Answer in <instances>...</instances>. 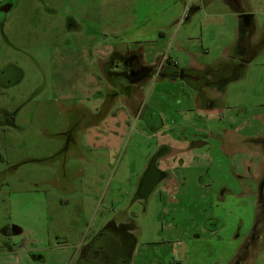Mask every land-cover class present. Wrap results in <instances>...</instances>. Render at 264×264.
Instances as JSON below:
<instances>
[{"label": "rangeland", "instance_id": "1", "mask_svg": "<svg viewBox=\"0 0 264 264\" xmlns=\"http://www.w3.org/2000/svg\"><path fill=\"white\" fill-rule=\"evenodd\" d=\"M50 3L56 15L23 0L5 27L11 46L0 34V69L15 62L20 67L18 83L0 87V108L14 118L12 127H0V250L6 249L2 228L14 223L35 249L47 252L49 245L62 243L65 247L45 255L49 263L63 264L87 231L95 230V214L107 221L134 211L141 231L132 264H227L254 217L259 161L252 149L244 150L243 138L264 132V0ZM98 8L102 25L82 19ZM67 12L79 22L72 34ZM242 14L250 17L252 46L260 43L256 50L240 42L247 28ZM155 39L156 44L146 45L149 63L173 56L181 69L224 81L199 98L207 101L210 94L221 109L203 114L194 106L195 91L182 81L150 80L142 100L151 108L119 129L127 133L114 149H105V139L99 150L60 153L61 133L76 122L75 107L89 106L98 90L109 88V80L99 78L101 62L136 42ZM232 128L240 129L233 136L234 149L227 145ZM222 131L227 136L223 150ZM204 132L206 145L194 146ZM161 146L172 151L160 166L169 169L174 183L154 190L147 205L135 203L137 177ZM208 164L210 174L201 184ZM173 216L185 219L174 224L169 222ZM17 260L11 263H28L22 256ZM0 263H7L3 255Z\"/></svg>", "mask_w": 264, "mask_h": 264}, {"label": "flooded vegetation", "instance_id": "2", "mask_svg": "<svg viewBox=\"0 0 264 264\" xmlns=\"http://www.w3.org/2000/svg\"><path fill=\"white\" fill-rule=\"evenodd\" d=\"M22 1L0 0V34L9 45L11 43L6 38L5 27L10 20V14L19 7ZM51 1L56 2L58 0H32V3L34 6L39 7L43 13L56 15L58 10L50 3ZM66 5L67 1H64L63 6ZM67 13L65 23L67 22L68 33L72 34L74 31L72 27L76 26L78 28L79 22L75 19L74 12ZM76 15H78V18H82L78 13ZM82 19L96 22L99 26L104 23V15L101 8H98L96 12L86 15ZM240 19L242 21L241 24L247 27L245 30H241L240 42L246 45L249 44L250 49H258L260 43H258L257 48L256 46H252L254 43L252 40L253 33L249 26L251 24L250 17L242 14ZM179 22L181 23V21ZM243 52H241V57ZM148 61L147 54L144 53L142 47L130 45L125 52L115 51L106 61L101 62V75L99 78L102 80V76H104L105 80L108 79L109 88L105 93L102 90H98L97 97L93 101H87L89 106L75 107L76 111L74 112L73 110L72 113L74 112L75 114L74 118L76 122L68 130L61 133L62 144L59 149L60 153H70L75 149L89 152L99 150L101 146L104 148L105 139H108L105 149H114L118 144L115 141L123 139L127 133L119 131V129L125 130L124 128L130 127L132 115L135 116V119L140 120L144 109L151 108V105L147 101L142 100V90L150 80L168 79L173 82L182 81L195 91V101L193 103L197 109H201L200 111L205 113L217 112L218 109H221L219 99L216 97L217 101H215L210 94H207V101L203 100V102H200L199 100L201 96L205 98V91L207 92V88H211L212 84L216 85L220 82V85H222L224 81H221V78L217 81L213 80L212 76L204 78L203 74H200L198 70L199 74L186 75L185 73L189 71L181 69L176 58L173 56L163 57L162 60H157L155 63H149ZM191 71L196 72L194 69H191ZM19 74L20 67L18 66V62L9 63L7 66L2 67L0 69V87L17 84L18 79L16 77ZM122 82L125 84H121ZM36 94L37 92L28 101H31ZM120 96L122 97L121 99ZM133 99L136 102L131 103ZM192 110L194 109H191L190 113H193ZM118 116L123 119L117 118ZM260 119L263 118L260 117ZM13 121L14 118L10 116V112L4 108H0V127L6 130L12 127L11 123ZM152 122L149 121V124L152 125ZM153 123L155 124V122ZM117 124L121 127H117ZM238 130L240 129L232 128L229 131L231 142L227 143V145H231L232 149L236 146L234 144L236 138L233 136L235 132H239ZM204 133V139L201 134H195L197 136L194 142H192L194 146L203 147L206 145L205 141L209 139V136L208 133ZM226 137L225 131L220 132L221 150H223V144L226 145L222 139ZM247 137H242L243 144L245 145L244 150L247 147L252 149L257 154L259 161V166H254V169L259 172V174L255 172L257 174L255 176L254 217L250 227L246 229L241 246L233 253L227 264L264 263V132ZM171 153L170 148L161 146L156 156L148 161L141 174L142 176L137 177L138 189L134 197L135 203L147 205L153 191L159 186L170 189V184L174 183L172 175L169 169L160 166V160L171 155ZM210 168L211 165L208 164V168L200 175L199 183H204L203 179L210 174ZM208 179L209 182L207 184L211 182L209 177ZM137 215V212L130 211V214L125 213L124 216L115 215L113 218L104 221L103 219H99L101 217L98 216V213L95 214V218H93V220L97 218L95 230L91 228L87 231V234L82 237L81 242L75 245L72 258L63 264H132V256L138 241L137 235L141 231L137 222ZM184 219L185 217L182 219L173 216L169 218V222L178 224ZM15 225L14 223L6 224L1 230L5 235V241L2 245L6 249L0 251L1 255L6 258L7 263L0 264H57L49 263L50 261L45 254L62 249L65 247L61 245L62 243H57L52 247L49 245L46 250L47 252L40 251L35 249V242H26L23 234L20 235V228ZM132 240H136V244L132 254L128 255L129 241L132 245ZM20 256H22V260H26L28 263H11L12 258L16 257L20 261ZM130 257V263H126ZM30 261L34 263H29Z\"/></svg>", "mask_w": 264, "mask_h": 264}, {"label": "crops", "instance_id": "3", "mask_svg": "<svg viewBox=\"0 0 264 264\" xmlns=\"http://www.w3.org/2000/svg\"><path fill=\"white\" fill-rule=\"evenodd\" d=\"M180 20H178L176 23H175V25H178L180 22H179ZM158 41L155 39V40H153L152 42H136V44H135V46H137V45H139L140 47H142V49H143V51H144V53H147V50H146V45L148 44V43H151V44H156ZM151 46V45H150ZM177 49L178 48H180L181 47V45H179V44H177ZM181 49H183V47H181ZM184 50V49H183ZM201 113H203V114H207V115H211V114H216L215 112H208V113H205V112H203V111H201ZM172 179H173V181L175 180L174 179V177L172 176Z\"/></svg>", "mask_w": 264, "mask_h": 264}, {"label": "water", "instance_id": "4", "mask_svg": "<svg viewBox=\"0 0 264 264\" xmlns=\"http://www.w3.org/2000/svg\"><path fill=\"white\" fill-rule=\"evenodd\" d=\"M135 244H136V240L135 241L132 240V245H131V242L129 241V245H128L129 246V250L127 252L128 255L132 254L133 249L135 247ZM130 260H131V257L128 259V261L126 263H130Z\"/></svg>", "mask_w": 264, "mask_h": 264}]
</instances>
